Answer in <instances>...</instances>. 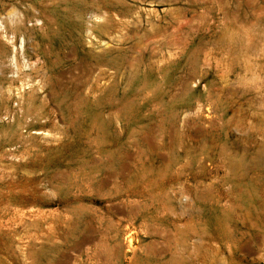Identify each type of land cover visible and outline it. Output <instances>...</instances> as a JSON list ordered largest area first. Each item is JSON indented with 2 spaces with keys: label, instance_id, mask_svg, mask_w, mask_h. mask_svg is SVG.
<instances>
[{
  "label": "rangeland",
  "instance_id": "rangeland-1",
  "mask_svg": "<svg viewBox=\"0 0 264 264\" xmlns=\"http://www.w3.org/2000/svg\"><path fill=\"white\" fill-rule=\"evenodd\" d=\"M18 18L49 80L0 74V264H264V0H0L20 44Z\"/></svg>",
  "mask_w": 264,
  "mask_h": 264
},
{
  "label": "bare ground",
  "instance_id": "bare-ground-1",
  "mask_svg": "<svg viewBox=\"0 0 264 264\" xmlns=\"http://www.w3.org/2000/svg\"><path fill=\"white\" fill-rule=\"evenodd\" d=\"M10 16L11 15H9V17ZM16 24L18 30L21 31L20 35L23 36L20 44L18 42V37L17 38L9 37L10 35L9 26H7L5 23L0 22V29L3 28L4 30L0 32V37L5 38L7 41L10 42L11 45L10 52L8 55H5L6 57L0 55V74H2L7 68H9L10 69L9 73L12 76H17L18 80L21 81V86L19 89L25 86H29V88H31L33 91L42 90L43 93H46L47 81L49 80V78L45 72L41 71L38 68L37 61L32 60L30 55L28 54L27 45H26L28 43V37H27V31H25L23 27V19L18 18V20H16ZM31 71L37 74L35 78L31 77L30 75ZM1 89L2 87L0 86V94H4ZM8 91H11L10 88H8ZM19 94L22 95V93L20 92Z\"/></svg>",
  "mask_w": 264,
  "mask_h": 264
}]
</instances>
